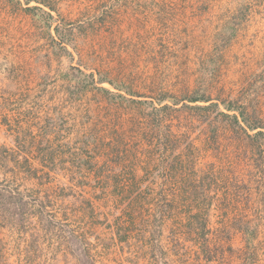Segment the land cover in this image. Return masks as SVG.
<instances>
[{
    "label": "rangeland",
    "instance_id": "rangeland-1",
    "mask_svg": "<svg viewBox=\"0 0 264 264\" xmlns=\"http://www.w3.org/2000/svg\"><path fill=\"white\" fill-rule=\"evenodd\" d=\"M0 264H264V0H0Z\"/></svg>",
    "mask_w": 264,
    "mask_h": 264
},
{
    "label": "trees",
    "instance_id": "trees-1",
    "mask_svg": "<svg viewBox=\"0 0 264 264\" xmlns=\"http://www.w3.org/2000/svg\"><path fill=\"white\" fill-rule=\"evenodd\" d=\"M24 2H25V4H28L31 0H23ZM27 8V10H29V11H32V12H35L36 11V9L38 8L37 6H31V7H26ZM77 72L78 73H81L80 71H78L77 70ZM81 74H83V73H81ZM83 76H87L86 74H83ZM201 99H203L202 98V96H195V97H193L190 101H197V100H201ZM226 109L227 110H229V111H231V110H234V111H238V110H235L234 109V106H231V105H226ZM238 114H239V116L241 117V119L243 118L244 119V116H243V113L242 112H238ZM223 115L224 116H227V117H232L233 119H235V120H237L238 119V116H237V114L236 113H233V114H225V113H223ZM245 120V119H244ZM250 127H252V128H256L255 126H250ZM260 134H263V132H261V131H258V132H256L255 133V135L254 136H257V135H260Z\"/></svg>",
    "mask_w": 264,
    "mask_h": 264
}]
</instances>
